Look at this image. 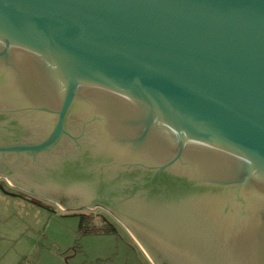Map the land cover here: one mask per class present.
<instances>
[{
	"label": "water",
	"instance_id": "water-1",
	"mask_svg": "<svg viewBox=\"0 0 264 264\" xmlns=\"http://www.w3.org/2000/svg\"><path fill=\"white\" fill-rule=\"evenodd\" d=\"M0 179L151 264H264V0H0Z\"/></svg>",
	"mask_w": 264,
	"mask_h": 264
},
{
	"label": "rangeland",
	"instance_id": "rangeland-1",
	"mask_svg": "<svg viewBox=\"0 0 264 264\" xmlns=\"http://www.w3.org/2000/svg\"><path fill=\"white\" fill-rule=\"evenodd\" d=\"M23 194L0 179V264H151L124 227L104 222L107 211Z\"/></svg>",
	"mask_w": 264,
	"mask_h": 264
},
{
	"label": "flooded vegetation",
	"instance_id": "flooded-vegetation-1",
	"mask_svg": "<svg viewBox=\"0 0 264 264\" xmlns=\"http://www.w3.org/2000/svg\"><path fill=\"white\" fill-rule=\"evenodd\" d=\"M21 191V190H20ZM23 197H26L24 194H23ZM113 217V216H112ZM106 218V217H105ZM104 222L106 223V224H108V226L109 227H111V228H114L113 226H114V224H117V225H119V226H122L115 218H113V220L111 219H105L104 220ZM119 223V224H118ZM123 227V226H122ZM125 229V228H124ZM134 240V239H133ZM135 241V240H134ZM136 243V242H135ZM138 245V244H137ZM141 249V248H140ZM144 253V252H143Z\"/></svg>",
	"mask_w": 264,
	"mask_h": 264
}]
</instances>
